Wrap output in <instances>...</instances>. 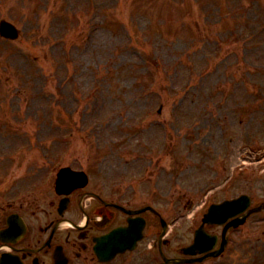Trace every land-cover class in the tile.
Returning a JSON list of instances; mask_svg holds the SVG:
<instances>
[{"label":"rangeland","instance_id":"obj_1","mask_svg":"<svg viewBox=\"0 0 264 264\" xmlns=\"http://www.w3.org/2000/svg\"><path fill=\"white\" fill-rule=\"evenodd\" d=\"M2 18L20 35L0 39V143L50 165L47 140L70 137L62 163L94 171L104 193L151 164L116 195L156 203L175 248L207 195L264 201V0H0ZM261 218L203 264H264Z\"/></svg>","mask_w":264,"mask_h":264},{"label":"flooded vegetation","instance_id":"obj_2","mask_svg":"<svg viewBox=\"0 0 264 264\" xmlns=\"http://www.w3.org/2000/svg\"><path fill=\"white\" fill-rule=\"evenodd\" d=\"M92 194L89 204H87V210L83 209V200L86 194ZM46 196V194H43ZM49 199L51 205L50 208L54 207V204L57 200L61 202L59 195ZM47 198L42 195L34 196L33 200L26 199L21 202L18 206H7L0 200V229L3 228L6 224V218L11 213H16L19 216H22L24 219L28 236L24 238L21 242L11 244V243H1L0 249L3 245L9 247V251L15 254H19L25 264H33L34 258L36 257L37 264H43V262L54 263L53 252L55 246L61 244L60 237L57 238L56 231L58 230L57 225L61 221V217L57 214V211L49 213L48 209L42 208L43 212L46 214H38L36 211L37 207H41V204L48 201ZM69 204L73 201L74 212H80L87 216L85 227L82 231L77 232V236L82 237L83 240H74L69 243L66 239V242L70 244H65L67 250L70 252H75L74 248L80 250H88L93 253V241L92 238L97 234L99 228H107L111 223L117 219V213H119L113 206L111 202L102 200L98 196V193L88 190H77L74 192L73 198L69 199ZM107 203V204H106ZM112 210H110L109 206ZM116 211V212H115ZM40 216L43 217L41 220ZM97 216L102 217V219H97ZM148 222V218H145ZM20 224V223H19ZM43 224V226H41ZM24 226V225H21ZM39 232V238L36 235V232ZM49 240V242H48ZM48 243V245H47ZM46 246H43L45 245ZM62 245V244H61Z\"/></svg>","mask_w":264,"mask_h":264}]
</instances>
